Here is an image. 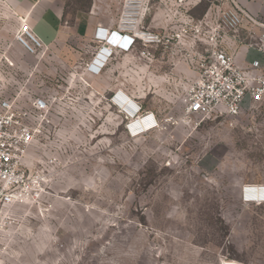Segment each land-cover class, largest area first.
Masks as SVG:
<instances>
[{
	"label": "rangeland",
	"instance_id": "1",
	"mask_svg": "<svg viewBox=\"0 0 264 264\" xmlns=\"http://www.w3.org/2000/svg\"><path fill=\"white\" fill-rule=\"evenodd\" d=\"M122 1L65 0L64 37L30 55L16 43L23 15L0 0V92L50 107L31 189L0 213V264H264V206L241 201L243 185L264 183V101L223 119L185 113L210 47L200 24L223 0H152L141 27L161 42L130 52L100 34ZM119 91L160 128L131 137Z\"/></svg>",
	"mask_w": 264,
	"mask_h": 264
},
{
	"label": "built area",
	"instance_id": "2",
	"mask_svg": "<svg viewBox=\"0 0 264 264\" xmlns=\"http://www.w3.org/2000/svg\"><path fill=\"white\" fill-rule=\"evenodd\" d=\"M169 1L182 6L188 0ZM221 3L210 7L200 24L199 32L203 25L211 29L204 39L210 47L204 55L199 79L186 99V115L203 121L236 117L248 101L254 104L264 101V65L254 60L248 67H241L232 52L234 46L244 45L264 54V24L235 0ZM151 8L152 0L122 1L113 30L119 38L116 45L107 43L111 49L130 52L141 43L146 47L160 44V35L141 27ZM16 43L30 55L49 48L34 32L26 15L19 18ZM111 104L124 118L125 129L131 137L160 128L153 112L144 111L139 102L122 91L114 94ZM49 110V101L44 97L21 107L0 92V213L24 201L31 189L30 152L42 135L41 128L48 123ZM241 201L246 206H264V183L243 185ZM221 264L242 263L225 259Z\"/></svg>",
	"mask_w": 264,
	"mask_h": 264
},
{
	"label": "crops",
	"instance_id": "3",
	"mask_svg": "<svg viewBox=\"0 0 264 264\" xmlns=\"http://www.w3.org/2000/svg\"><path fill=\"white\" fill-rule=\"evenodd\" d=\"M28 22L34 32L51 46L66 32L62 17L65 0H10ZM250 16L264 24V0H235ZM106 33V30L100 34ZM236 61L241 67H248L252 61L259 60L264 65V54L247 49L244 45L232 48ZM101 56L103 54L101 53ZM100 60V58H98ZM101 61V60H100Z\"/></svg>",
	"mask_w": 264,
	"mask_h": 264
},
{
	"label": "bare ground",
	"instance_id": "4",
	"mask_svg": "<svg viewBox=\"0 0 264 264\" xmlns=\"http://www.w3.org/2000/svg\"><path fill=\"white\" fill-rule=\"evenodd\" d=\"M101 36L105 37V40L106 41H109V43L111 45H116L117 42H118V38H119V35L118 34H114L113 31H107L106 30V33L102 34ZM110 51L108 50H105L102 54L103 56H100V60L97 59L96 61V65L97 67H93L94 69H98V67H102L104 65V62L105 60L107 59L108 55H109ZM100 70V69H99ZM99 72V71H98ZM92 74H96L94 73V71L91 72ZM139 136V135H138ZM136 137V136H135Z\"/></svg>",
	"mask_w": 264,
	"mask_h": 264
}]
</instances>
